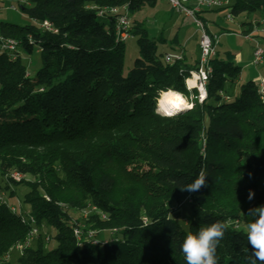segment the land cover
Listing matches in <instances>:
<instances>
[{
	"label": "trees",
	"instance_id": "trees-1",
	"mask_svg": "<svg viewBox=\"0 0 264 264\" xmlns=\"http://www.w3.org/2000/svg\"><path fill=\"white\" fill-rule=\"evenodd\" d=\"M157 1L28 0L21 9L32 23H0V36L21 50L16 59L0 53V174L34 177L7 178L29 189L28 208L0 205V264H186L187 233L228 218L233 225L217 247L218 264H250L246 228L255 218L248 210L264 205V95L257 81H243L231 54L217 51L206 99L172 118L157 114V90L186 95L199 59L189 62L185 51L167 64L168 52L136 21L139 56L127 69L115 17L99 15L127 7L131 16ZM225 8L233 17L259 11L264 20V0ZM44 21L55 30L43 29ZM34 54L41 64L31 76L24 60ZM201 169L206 186L181 191L178 184ZM183 206L191 211L185 221L173 216ZM69 209L90 214L85 227ZM30 216L43 233L20 252Z\"/></svg>",
	"mask_w": 264,
	"mask_h": 264
},
{
	"label": "rangeland",
	"instance_id": "rangeland-1",
	"mask_svg": "<svg viewBox=\"0 0 264 264\" xmlns=\"http://www.w3.org/2000/svg\"><path fill=\"white\" fill-rule=\"evenodd\" d=\"M2 10L0 11V23H12L24 26L32 23L33 21L22 11V0H0ZM229 5L234 3V0H229ZM11 6H15L12 9ZM229 12L228 9L222 11L207 10L203 13V16L207 18L208 28L212 34L219 37L217 44V51L225 56L231 54L234 57V61L237 65L243 68V81H246L245 73L252 71L255 74L251 79L259 82L256 76L255 66L252 65V52L257 43L264 47V38L257 37V41H249L245 38V35L253 30H257L262 25L263 14L261 12L243 13L238 17H233L232 21L227 20L226 15ZM132 26L136 21H142L146 24L151 37L155 38L158 43L160 52H175L181 49V45L186 43L185 51L189 53L190 57L195 60L199 54V42L200 34L190 18L175 13L170 5L163 0H158L154 8L144 7L141 11L135 12L130 16ZM261 22V23H260ZM260 24V25H259ZM163 38V40H161ZM127 52L125 55V65L127 69L133 66L135 59L139 56V49L136 38H131L126 42ZM25 65L28 68L31 76L35 75L40 67L41 61L39 54H34L24 60ZM264 66V65H263ZM264 75V72H262ZM245 77V78H244ZM257 78V79H256ZM197 90L190 91L186 95L188 102H191V96L196 95ZM194 106L195 102L193 101ZM200 103V102H199ZM191 107V109L194 108ZM191 109L185 110L175 116L183 114ZM19 175L21 180H34V177L30 175H24L17 170H11L4 178L0 174V192H5L7 195V203L10 206H16L17 208L26 209L28 206L24 203V197L28 193L29 189L25 186H14L9 179H14L11 175ZM16 180V179H14ZM19 180V181H21ZM18 181V180H16ZM6 185L8 188H6ZM12 189H15L16 193L14 197H11L10 193ZM185 206L176 210L173 216L179 218V220H188V216H191V211L188 213L183 209ZM182 209V210H181ZM73 222H80L82 227L86 226V221L89 219V215L85 214L86 210L80 211L77 209H69ZM49 236H54L55 231L50 228H46V232ZM56 245L53 240L51 246Z\"/></svg>",
	"mask_w": 264,
	"mask_h": 264
},
{
	"label": "built area",
	"instance_id": "built-area-1",
	"mask_svg": "<svg viewBox=\"0 0 264 264\" xmlns=\"http://www.w3.org/2000/svg\"><path fill=\"white\" fill-rule=\"evenodd\" d=\"M166 1L172 10L187 18H190L195 24L199 34H200V54H199V65L198 68L191 71L190 77H188L186 88L188 92L197 90L196 95L191 96V107L194 106V100L202 103L207 97V82L209 76L213 72V68L210 65V60L217 55V44L219 37L215 34L209 33L208 22H206L202 17L203 13L207 10H217L224 9L229 5V0H163ZM22 4H28V0H22ZM2 5L0 1V11L2 10ZM12 9H15V6H11ZM228 9V8H225ZM229 10V9H228ZM106 12L100 11L99 15H104V13H109L111 16L115 17L116 25L115 32L118 41L126 43L129 39L133 38L132 36V23L130 18V13L127 7H112L105 10ZM227 20L232 21L233 16L231 13H227ZM37 23V21H34ZM43 29L54 31L55 29L48 21H44L40 24ZM257 30H253L245 38L249 41H257V37L264 38V20L262 25ZM186 49V43L181 45V49L175 52L166 53L164 60L167 64H173L176 61L182 60L184 57ZM8 52L13 59L19 58L21 56L20 46L17 40L12 38H4L0 36V53ZM252 65L256 68H259L264 65V47L259 43L253 49L252 52ZM197 77V82L195 85H191L190 81ZM243 78V77H242ZM260 93L264 95V77L259 78L258 82ZM179 114V113H178ZM12 178L16 180H21L19 175H11ZM8 204L7 195L5 192H0V205ZM9 205V204H8ZM12 210L15 212H20L22 209L17 208L16 206H11ZM87 214V212L85 213ZM29 225V233L27 240L24 244L17 245L15 250L22 251L24 248L29 247L33 241L38 238L41 233H43L42 226H39L36 219L32 216L25 218L23 220ZM81 229L75 228V235L80 237ZM50 237L46 236V241H49Z\"/></svg>",
	"mask_w": 264,
	"mask_h": 264
},
{
	"label": "clouds",
	"instance_id": "clouds-1",
	"mask_svg": "<svg viewBox=\"0 0 264 264\" xmlns=\"http://www.w3.org/2000/svg\"><path fill=\"white\" fill-rule=\"evenodd\" d=\"M187 84V80L185 81ZM157 114L172 118L178 113L191 107L188 99L183 93L171 87L158 89L154 98ZM264 99V97H262ZM206 174L203 169L199 172L196 179L191 183L178 184L181 191L197 192L206 186ZM255 196L250 192L249 200ZM248 215L255 219L247 224V242L252 246L253 252L249 258L250 264H264V205L250 208ZM233 225V220L228 218L223 221H216L207 226L199 228L197 234L187 233L182 245L186 264H218L216 251L223 239L225 232Z\"/></svg>",
	"mask_w": 264,
	"mask_h": 264
},
{
	"label": "crops",
	"instance_id": "crops-1",
	"mask_svg": "<svg viewBox=\"0 0 264 264\" xmlns=\"http://www.w3.org/2000/svg\"><path fill=\"white\" fill-rule=\"evenodd\" d=\"M186 55L188 56V61L189 62H192V60L194 59H192V58H189L190 57V55H189V53H187L186 52ZM199 59V54H198V57L194 60V61H196V60H198ZM255 73H256V76H257V78L259 79L260 77H264V75H263V73L262 72H264V66H261V67H259V68H255V71H254ZM253 72L252 71H250V72H247V73H245V76H247L246 78V80H248V79H251L255 74H252ZM245 78V77H244ZM256 78V79H257Z\"/></svg>",
	"mask_w": 264,
	"mask_h": 264
},
{
	"label": "bare ground",
	"instance_id": "bare-ground-1",
	"mask_svg": "<svg viewBox=\"0 0 264 264\" xmlns=\"http://www.w3.org/2000/svg\"><path fill=\"white\" fill-rule=\"evenodd\" d=\"M196 82H197V77H195L194 79H192V80L190 81V84H191V85H195ZM188 109H191V107L188 108ZM188 109H186V110H188ZM184 111H185V110H184Z\"/></svg>",
	"mask_w": 264,
	"mask_h": 264
}]
</instances>
